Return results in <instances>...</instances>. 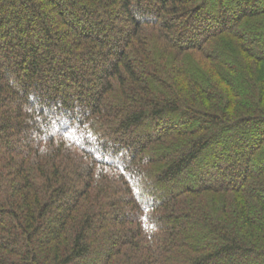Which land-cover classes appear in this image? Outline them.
Masks as SVG:
<instances>
[{
  "label": "trees",
  "instance_id": "1",
  "mask_svg": "<svg viewBox=\"0 0 264 264\" xmlns=\"http://www.w3.org/2000/svg\"><path fill=\"white\" fill-rule=\"evenodd\" d=\"M0 264H264V0H0Z\"/></svg>",
  "mask_w": 264,
  "mask_h": 264
}]
</instances>
